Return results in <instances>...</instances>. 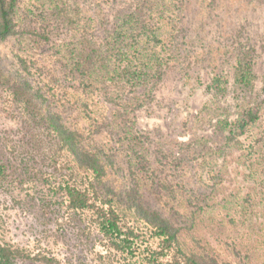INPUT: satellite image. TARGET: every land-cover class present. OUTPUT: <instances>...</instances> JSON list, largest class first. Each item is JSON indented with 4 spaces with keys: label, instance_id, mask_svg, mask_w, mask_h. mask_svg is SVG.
I'll return each mask as SVG.
<instances>
[{
    "label": "rangeland",
    "instance_id": "obj_1",
    "mask_svg": "<svg viewBox=\"0 0 264 264\" xmlns=\"http://www.w3.org/2000/svg\"><path fill=\"white\" fill-rule=\"evenodd\" d=\"M24 1L35 5L26 29L37 27L48 41L19 29L0 42V161L12 172L11 185H0V241L21 250L19 264H131L126 255L107 251L92 213L67 204L43 206L40 187L32 188L33 174L25 173L39 133L17 93L37 112L64 111L63 118L76 123L75 107L63 101L75 86L67 81L69 56L78 49L72 32L86 27L100 41L138 0H58L69 17L53 8L57 0ZM172 8L177 19L168 12ZM163 10L179 29L161 75L128 94L152 92L129 130L134 149L123 137L117 105L101 103L103 116L110 117L98 130L112 173L108 188L119 200L135 199L144 211L168 221L190 252L264 264V193L248 152L228 146L220 123L251 106L260 116L255 132L264 135V0H164L154 8ZM248 53L255 81L241 88L235 66ZM215 76L224 80L217 89ZM136 223L149 233L144 222ZM159 242L150 240L155 247Z\"/></svg>",
    "mask_w": 264,
    "mask_h": 264
},
{
    "label": "trees",
    "instance_id": "obj_2",
    "mask_svg": "<svg viewBox=\"0 0 264 264\" xmlns=\"http://www.w3.org/2000/svg\"><path fill=\"white\" fill-rule=\"evenodd\" d=\"M59 1L53 2V8L69 17L59 8ZM163 1L138 0L100 41L94 40L86 27H76L72 32V37L78 40V49L69 56L67 81H73L75 86L63 101L65 105L75 107L79 117L76 123L66 121L62 116L64 111L53 113L45 109L37 112L24 93H17V99L26 105L25 111L40 135L33 137L35 148L37 144L40 147L33 148L25 173L33 174L32 188L36 191L40 187V200L45 208L67 204L75 211L92 213L98 233L106 241L107 251L126 255L131 264H234L188 251L168 221L144 211L135 199L119 200L120 196L108 188L109 158L98 130L109 125L107 119L110 117L103 116L105 106L101 103L107 101L117 105L115 112L121 111L119 124L125 133L123 137L128 147L134 149L131 140L135 137L129 130L136 124L137 112L149 101L147 95L151 96L152 92L148 90L144 92L146 95L136 97L128 94L131 89L143 88L149 80L161 75L172 54L173 32L179 29L173 20L166 21L164 10L154 11ZM66 4L64 2L63 6ZM170 4L166 3V6L171 8ZM34 7V4L25 5L24 0H0V42L11 38L19 29L48 41V36L37 27L26 29L25 22L33 15ZM168 12L177 19L174 8ZM41 29L44 31L43 27ZM159 43L163 45L159 47ZM252 58L248 53L237 60L234 80L241 88L254 85ZM223 81L221 76H215V89L223 85ZM262 90L264 92V86ZM259 121L258 110L247 106L236 119L220 123L228 133V146L248 152L253 175L264 193V135L261 130L255 132ZM141 159L146 162L147 154ZM135 166L138 170V165ZM146 172L147 168H144L141 174ZM11 174L10 166L0 161V185L10 186ZM137 220L150 227L149 233L137 225ZM253 233L258 241V232ZM151 239L160 242L155 247L150 243ZM20 259L19 248L0 241V264H19ZM238 264L247 263L241 261Z\"/></svg>",
    "mask_w": 264,
    "mask_h": 264
}]
</instances>
